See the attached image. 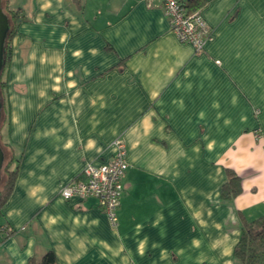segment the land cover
<instances>
[{"label":"crops","instance_id":"obj_1","mask_svg":"<svg viewBox=\"0 0 264 264\" xmlns=\"http://www.w3.org/2000/svg\"><path fill=\"white\" fill-rule=\"evenodd\" d=\"M3 1L19 14L0 264L48 250L56 264H235L243 221L264 215V0H204L214 37L199 52L148 0ZM118 137L129 165L112 225L96 198L59 191ZM227 170L242 185L230 201Z\"/></svg>","mask_w":264,"mask_h":264},{"label":"built area","instance_id":"obj_2","mask_svg":"<svg viewBox=\"0 0 264 264\" xmlns=\"http://www.w3.org/2000/svg\"><path fill=\"white\" fill-rule=\"evenodd\" d=\"M148 4L163 7L174 33L182 42L192 44L196 51H202L207 42L213 39V28L200 9H191L190 0H148ZM113 146L114 154L109 162H87L77 176L61 187L59 195L65 199L96 198L111 224L116 225L129 163L125 141L118 137Z\"/></svg>","mask_w":264,"mask_h":264},{"label":"trees","instance_id":"obj_3","mask_svg":"<svg viewBox=\"0 0 264 264\" xmlns=\"http://www.w3.org/2000/svg\"><path fill=\"white\" fill-rule=\"evenodd\" d=\"M195 6L193 10L197 9V6L204 4V0H191ZM3 2V8L9 16L11 28L7 37L5 45V66L11 53V43L13 35L16 31L18 24V11L10 10ZM5 66L0 75V91L3 103L2 120L0 125V133L3 127L5 101L3 97L2 88L4 85L3 73ZM1 145L5 151V163L2 171V178L5 181L4 188L0 192V219L2 217V206L7 200L15 183L17 175V166L13 167V163L16 160L14 154L8 156L6 143H3L0 137ZM228 180L222 187V198L230 201L236 195L242 191L241 177L232 170H227ZM5 177V178H4ZM234 260L235 264H264V215L257 217L253 220H244L242 224V232L240 239L238 240L234 248ZM57 258L53 250H48L40 260L31 259L30 264H56Z\"/></svg>","mask_w":264,"mask_h":264},{"label":"water","instance_id":"obj_4","mask_svg":"<svg viewBox=\"0 0 264 264\" xmlns=\"http://www.w3.org/2000/svg\"><path fill=\"white\" fill-rule=\"evenodd\" d=\"M10 28H11V24H10L9 16L3 8L2 0H0V75L5 66V45ZM2 110H3V103H2V97L0 91V125L2 120ZM5 157H6L5 151L0 141V182L2 180V171L5 163Z\"/></svg>","mask_w":264,"mask_h":264},{"label":"rangeland","instance_id":"obj_5","mask_svg":"<svg viewBox=\"0 0 264 264\" xmlns=\"http://www.w3.org/2000/svg\"><path fill=\"white\" fill-rule=\"evenodd\" d=\"M14 9H15V7H14ZM5 178V177H4ZM5 180V179H4ZM3 180V178H2V180H1V182H0V192L3 190V188H4V183H5V181Z\"/></svg>","mask_w":264,"mask_h":264}]
</instances>
